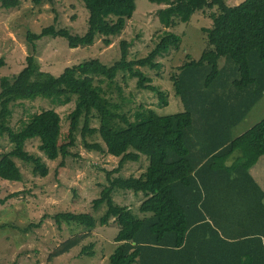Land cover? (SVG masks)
Wrapping results in <instances>:
<instances>
[{
    "label": "trees",
    "instance_id": "1",
    "mask_svg": "<svg viewBox=\"0 0 264 264\" xmlns=\"http://www.w3.org/2000/svg\"><path fill=\"white\" fill-rule=\"evenodd\" d=\"M78 1L89 13L86 33L76 35L55 25L39 34L28 32L33 53L26 66L14 77L0 79V138L10 146L0 158V179L23 181L16 161L47 178L48 161L61 160L64 167L81 146L90 152L105 149L120 160L117 169L106 171L107 185L101 186L91 211L53 217L59 228L67 225L84 233L60 245L50 262L77 248L80 256L94 258L95 243H84L98 226L114 222L119 230L109 264H264V191L251 176L264 157V120L237 138L233 135L264 98V0H245L234 7L228 0H154L165 6L158 11L163 30L146 57L130 60L132 43L122 41L121 59L112 66L92 59L67 67L60 76L45 73L36 56L38 41L62 39L78 49L102 38L108 48L137 9V0ZM43 3L54 5L55 0H34L36 6ZM0 4L11 10L21 2ZM208 10L215 12L210 15L212 26L203 30L206 48L200 59H187L171 78L184 112L161 117L144 106L132 110L119 77L138 79L139 89L155 93L167 106L165 93L141 69L160 70L157 60L182 43L172 30ZM5 67L0 58V70ZM37 96L76 99L64 142L56 111L37 115L19 131L10 126L15 106ZM96 139L100 143L91 141ZM34 141L37 152L27 148ZM143 161L146 169L138 177L120 175L127 165ZM116 191L141 198L140 206L119 204L113 197Z\"/></svg>",
    "mask_w": 264,
    "mask_h": 264
},
{
    "label": "rangeland",
    "instance_id": "2",
    "mask_svg": "<svg viewBox=\"0 0 264 264\" xmlns=\"http://www.w3.org/2000/svg\"><path fill=\"white\" fill-rule=\"evenodd\" d=\"M245 0H228L230 7L238 6ZM21 5L16 9L5 10L0 4V58L5 60L6 67L0 70V79L14 77L26 66V59L33 53V47L28 43V32L39 34L44 28L55 25L65 28L73 34L84 35L88 29L89 13L83 3L78 0H55V4H34V0H20ZM137 9L121 36L112 39L113 44L105 47L100 38L91 47L70 49L62 39L45 38L38 41L36 56L40 68L45 73L60 76L71 66L92 59L100 60L106 66H112L121 59V42L132 43L129 49V59L146 57L155 47L163 26L158 19V11L165 8L157 5L154 0H137ZM206 11L196 14L189 24H179L174 33L182 37L179 48L159 58L162 65L160 70L141 69L151 85L165 93L168 105L162 106L158 95L138 88V79L120 76L118 85L123 89L129 107L134 110L140 106L154 110L159 116L167 117L184 112L181 100L175 95L172 76L187 59H200L206 48L204 29L212 26L211 13ZM125 77V81H123ZM107 87V86H106ZM129 100L131 102H129ZM76 107V99L60 100L45 99L37 96L29 101H23L14 108L11 127L19 131L25 122L37 115L56 111L62 118L61 142L67 139L69 131L68 116ZM264 120V98L250 112L247 118L233 130L234 137H239ZM100 143L99 139L91 140ZM36 141L28 144V150L37 152ZM104 147V146H103ZM10 150L8 142L0 138V158ZM76 157L70 158L61 167V160L48 161L50 174L47 178L35 176L32 169L16 161L22 171L21 183L8 182L0 179V201L7 197L14 198L0 202V264H109L108 258L113 252L118 226L112 222L107 227L98 226L91 238L84 243L96 245V256L88 258L80 256V248L72 253L54 259L50 255L65 241L73 236L83 234V229L63 225L59 228L53 217L63 212H89L91 203L99 197L101 186L107 185L106 171L117 169L119 159L107 154L106 150L88 151L81 146L75 151ZM236 158V157H235ZM264 160L257 164L252 178L264 191ZM146 169V162L129 164L121 172V176H139ZM116 177V176H115ZM115 201L122 205L138 208L142 202L132 194L116 191ZM102 212L96 214L99 219ZM38 229L24 233L31 224L43 221ZM116 248V247H115Z\"/></svg>",
    "mask_w": 264,
    "mask_h": 264
},
{
    "label": "crops",
    "instance_id": "3",
    "mask_svg": "<svg viewBox=\"0 0 264 264\" xmlns=\"http://www.w3.org/2000/svg\"><path fill=\"white\" fill-rule=\"evenodd\" d=\"M262 160H264V157L260 160V162H261ZM260 162H259L258 164H260ZM263 164H264V162H263ZM252 171H253V169H252Z\"/></svg>",
    "mask_w": 264,
    "mask_h": 264
}]
</instances>
